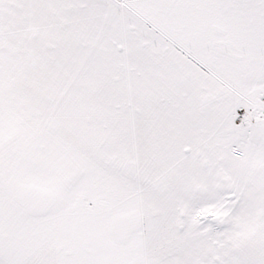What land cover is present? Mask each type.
Returning a JSON list of instances; mask_svg holds the SVG:
<instances>
[{
  "label": "snow or ice",
  "instance_id": "snow-or-ice-1",
  "mask_svg": "<svg viewBox=\"0 0 264 264\" xmlns=\"http://www.w3.org/2000/svg\"><path fill=\"white\" fill-rule=\"evenodd\" d=\"M0 264H264V0H0Z\"/></svg>",
  "mask_w": 264,
  "mask_h": 264
}]
</instances>
